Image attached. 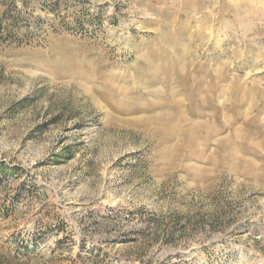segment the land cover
I'll return each instance as SVG.
<instances>
[{"label":"rangeland","instance_id":"374dc122","mask_svg":"<svg viewBox=\"0 0 264 264\" xmlns=\"http://www.w3.org/2000/svg\"><path fill=\"white\" fill-rule=\"evenodd\" d=\"M10 16L0 264H264V0Z\"/></svg>","mask_w":264,"mask_h":264},{"label":"trees","instance_id":"16d2710c","mask_svg":"<svg viewBox=\"0 0 264 264\" xmlns=\"http://www.w3.org/2000/svg\"><path fill=\"white\" fill-rule=\"evenodd\" d=\"M50 1H53V2H56V0H50ZM4 2V0H0V3H3ZM52 3V2H51ZM53 4H55V3H53ZM15 5V4H14ZM11 6H13V4L11 5ZM11 6H7V9L6 10H4V13H3V17L5 16V15H7L9 12L11 13ZM9 13V14H10ZM7 19L6 20H2V19H0V26H2V30L0 31V32H3L2 34H4V30H6V33H10V31L9 30H7L8 28H5V26H4V24H10V25H15L16 23H18L19 21L17 20H14L15 18H13V17H11L10 16V18L11 19H9L8 17H6ZM3 21H4V24H3ZM3 24V25H2ZM13 27V26H12ZM7 35H10V34H7Z\"/></svg>","mask_w":264,"mask_h":264}]
</instances>
